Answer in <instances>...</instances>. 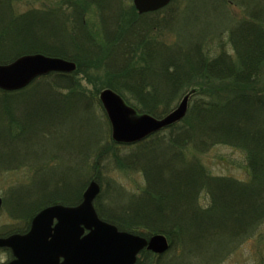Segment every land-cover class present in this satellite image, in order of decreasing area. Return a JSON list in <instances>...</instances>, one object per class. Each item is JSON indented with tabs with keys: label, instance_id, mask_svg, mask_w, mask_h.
Wrapping results in <instances>:
<instances>
[{
	"label": "trees",
	"instance_id": "16d2710c",
	"mask_svg": "<svg viewBox=\"0 0 264 264\" xmlns=\"http://www.w3.org/2000/svg\"><path fill=\"white\" fill-rule=\"evenodd\" d=\"M12 1L0 0V63H8L24 53L42 52L71 60L76 69L71 73L50 72L38 76L20 90H0V162L11 165L15 158L13 152L20 151L14 147V142L31 131L34 120L59 117L55 122H67L74 116L78 117L80 131L87 128L90 132L83 146L87 149L81 154L83 159L95 143L90 129L94 119L93 103L74 77L85 65L95 64L104 49L97 47L94 40H88L87 33L82 30L84 38L72 44L76 48L73 53L63 45L35 42L28 38L31 28L27 22L32 24L31 19L38 14H14ZM102 1L90 0L100 9L99 21L107 33L109 20L105 12L108 10ZM170 3L148 13L164 12ZM75 9L78 10L76 6ZM119 10L111 11V17L118 15L113 19L114 28H118L119 21L121 25L118 31L106 34L108 48L105 50L112 54L119 47L129 58L122 54L119 59L103 60V64L109 66V88L118 93L127 90L139 104L137 112L154 117L170 111L169 102L175 95L192 89L195 92L190 94L185 116L166 128L167 143L161 144L159 134L154 133L133 144L135 149L126 157L141 163L149 183L146 193L130 197L121 214L114 216L101 212L96 200L97 213L121 230L145 237L164 234L169 241L167 251L177 244L187 252H206L208 243L219 247L221 241H226V248H229L237 239L256 232L264 221V9L257 13L259 15L249 14V18L238 21L229 30L228 42L233 56L221 49L212 57L205 56L201 50L203 34H194L193 40L188 42V37L174 31L169 23L175 41L168 44L150 34V28L156 25L154 20L153 23L139 20L148 13L141 15L134 9L129 13ZM42 16L36 18L34 28L44 23L46 19ZM171 17L167 22H171ZM84 23L79 20L83 28ZM23 34L26 38L19 43ZM100 47L105 48V44ZM140 50L145 60L141 58L142 63L138 65L132 61L137 60ZM188 144L202 151L214 144H226L244 151L249 180L212 176L196 161L185 163L178 149ZM37 154L39 159H35L37 163L33 165L36 178L29 187L16 190L15 205L10 213L25 220L26 227L7 230L0 235L25 231L31 217L43 206L55 202L71 205L81 200L82 186L77 185L70 191L65 176H51L50 166L40 162L44 152L40 150ZM203 189L210 198L207 206L198 201V193ZM30 193L39 200L25 207L27 201L23 195ZM141 253L143 257L150 255L147 250Z\"/></svg>",
	"mask_w": 264,
	"mask_h": 264
},
{
	"label": "rangeland",
	"instance_id": "374dc122",
	"mask_svg": "<svg viewBox=\"0 0 264 264\" xmlns=\"http://www.w3.org/2000/svg\"><path fill=\"white\" fill-rule=\"evenodd\" d=\"M171 1L169 8H167L168 11L164 10V12L155 14L148 13L145 16L139 17V20L145 22L146 20H149L148 22L154 20L153 22H156V25L153 28L149 27L151 29L150 34L156 38L158 36V41L163 39L168 44H172L175 41V33H171L172 30L169 29L170 25L174 31H180L184 37H188V42L193 40L194 34L195 36L203 34L204 37L200 43L202 45L201 50L205 56L209 57L215 56L221 49H225L227 53L233 56L232 48L228 42L229 30L238 21L249 18V14L254 12L256 15H259L260 11L264 9V0ZM102 3L108 10V12H105L109 20V31L107 33L102 28L101 21H99L98 14L100 9L95 3H91L90 0H86V2L83 0L12 1L14 14L19 15L27 12H36L38 14V16H34L31 19L32 24L27 22L31 28V33L28 32L30 36L27 35L28 33H24L28 38L34 39L35 42L38 40L48 45H63L70 53H73L76 48L72 44L84 38L81 35L82 30L87 33L88 36L86 37L88 40H94L95 45L104 50L102 56H98L95 64L85 65L81 68L83 71L77 73L74 77L79 81L80 87L86 92V97L90 98L93 103L91 104V111L94 119L92 118L90 125V129L93 130L91 137L95 142L91 145L93 149L81 159V154L87 151L83 146L87 137L90 136V132L87 128L80 131L78 117H71L67 122H55V119H59V117L53 120H34L35 126L33 128H36V130L32 128L31 131L22 136L23 138L14 142V147L17 146L20 151L13 152L15 154L12 155L15 158L13 160L10 158L11 165H5L0 162V197L2 199L0 207V233L11 229H24L26 227L25 220L15 216L14 218L10 213H12L11 211L15 205L16 198L14 194L16 190L29 187L33 183V179L36 178L34 176L36 169L33 165L37 163L35 159H39L37 151L40 150L44 152L40 162H46L45 165L50 166L49 171L53 173L51 176H65L64 180L68 182L70 191L75 189L77 185L82 186L81 191H83L90 180H96L100 190L94 203L98 200L97 203L101 212L109 216L121 214L120 212L126 207L130 197L141 196L149 188V183L147 182L141 163L135 160L138 163L136 164L134 161L126 159L127 155L135 149L134 145L117 143L111 139L109 122L102 106L98 103V93L110 86L109 66L107 64L105 66L103 60L112 61V58L115 57L119 59L124 52H121L119 47H117V51L115 48L112 54L110 50H105L108 48L106 47V34L109 35V32L113 33L114 30L118 31L119 24L121 25V21H119L118 28H114L115 22L113 19L118 17V15L111 17V11L114 12L120 9L119 12L125 11L129 13L133 9L135 10V8L130 0H103ZM75 6L81 16L77 13ZM169 14L173 16L171 17V22H167L170 17ZM41 15L46 20L41 26H39L40 24L36 26L35 29L36 18ZM80 19L85 22L84 28L79 25ZM169 23L170 25H168ZM25 35L19 38V43L24 42ZM104 44L105 48H101L100 45L104 47ZM127 46L131 47L128 44ZM139 52L136 55L137 60L134 59L132 61L138 63V65L142 63L141 58L145 60L142 51L140 50ZM123 55L129 58V54L126 55L124 53ZM259 87L262 86L259 85ZM186 93L178 96L175 95L170 100V110L178 104ZM118 94L133 108L136 109L139 106L137 100L127 90H123ZM215 96L220 97L223 95L215 94ZM71 115H73V112ZM166 128L168 127L153 132L144 139L150 138L154 133H157L161 139L160 143H167L169 137L167 136ZM159 131L161 132L158 133ZM178 153L182 155V160L187 164H190L192 161L198 162L209 175L228 176L239 181L249 180V170L246 163L247 155L240 149L226 144H214L209 149L202 151L188 144L180 147ZM22 155H24V158H22ZM127 160H130V163H126ZM23 196H25L24 199L27 201L24 203L26 204L25 207L39 200L34 197V193ZM198 201L203 206L209 204L210 198L204 189L198 193ZM22 206L19 207L20 211ZM29 227L30 222L27 229ZM27 229L13 233H23ZM234 243L229 248H226V241H221L219 247L212 246L213 243L210 242L208 243L206 252H187L177 244H173L174 246L169 251L167 249L165 253L159 255L150 251V255L143 257L144 254L140 251L137 256L139 261L137 264H174V262L177 264H264V221L256 232L249 236L245 235L234 241ZM210 246L212 247L210 248ZM153 255H158V257ZM12 257L13 255L9 248L0 247V264H6Z\"/></svg>",
	"mask_w": 264,
	"mask_h": 264
},
{
	"label": "water",
	"instance_id": "95a60500",
	"mask_svg": "<svg viewBox=\"0 0 264 264\" xmlns=\"http://www.w3.org/2000/svg\"><path fill=\"white\" fill-rule=\"evenodd\" d=\"M138 13L154 11L171 0H131ZM73 61L26 53L11 62L0 63V89L19 90L34 78L49 72L74 71ZM194 90L182 96L178 104L161 117L138 114L111 88L102 89L98 98L110 125L111 139L131 144L178 122L187 111L188 99ZM100 187L90 180L75 205L55 203L41 208L32 217L24 233L0 236V247L10 248L13 258L6 264H134L138 252L145 248L156 254L168 249L164 234L154 233L145 238L118 230L101 219L93 201ZM2 199L0 197V207Z\"/></svg>",
	"mask_w": 264,
	"mask_h": 264
},
{
	"label": "bare ground",
	"instance_id": "6f19581e",
	"mask_svg": "<svg viewBox=\"0 0 264 264\" xmlns=\"http://www.w3.org/2000/svg\"><path fill=\"white\" fill-rule=\"evenodd\" d=\"M24 88V87H23ZM22 89V88H21ZM1 90V89H0ZM2 91H5V90H2ZM32 218V217H31ZM31 220V219H30Z\"/></svg>",
	"mask_w": 264,
	"mask_h": 264
}]
</instances>
